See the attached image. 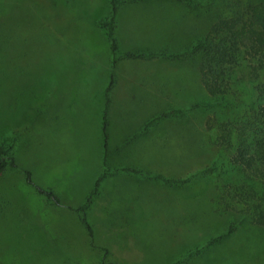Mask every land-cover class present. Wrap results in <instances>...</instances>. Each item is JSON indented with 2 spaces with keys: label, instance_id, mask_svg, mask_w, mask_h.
Instances as JSON below:
<instances>
[{
  "label": "rangeland",
  "instance_id": "obj_1",
  "mask_svg": "<svg viewBox=\"0 0 264 264\" xmlns=\"http://www.w3.org/2000/svg\"><path fill=\"white\" fill-rule=\"evenodd\" d=\"M246 1L264 4L122 5L115 15L118 52L189 46L219 10ZM107 10L108 0H0V135L16 134V165L0 176V264H174L179 258L178 264H264V224L240 205L223 206V184L234 177L228 173L208 172L184 185L109 175L87 213L92 236L79 220L74 208L102 157L109 54L96 19ZM201 54L117 62L105 110L110 167L177 177L220 160L212 133L222 113L200 84ZM193 103L199 106L188 107ZM171 108L183 110L131 137ZM35 188L50 191L57 203Z\"/></svg>",
  "mask_w": 264,
  "mask_h": 264
},
{
  "label": "trees",
  "instance_id": "obj_2",
  "mask_svg": "<svg viewBox=\"0 0 264 264\" xmlns=\"http://www.w3.org/2000/svg\"><path fill=\"white\" fill-rule=\"evenodd\" d=\"M139 0H108L107 13L96 19L108 44V83L104 89V103L101 115L102 160L98 175L92 188L76 207L84 227L90 233L85 213L98 193L100 182L113 173L132 174L169 185H184L197 176L218 171L234 177L222 187V202L225 209L242 206L252 217L253 222L264 224V4L235 3L224 13L219 10L201 39L189 46L176 50H133L118 52L114 34L117 9L126 3ZM194 6L200 0H178ZM201 51L197 64L201 86L209 96L211 103L222 113L213 131V143L220 160L187 171L173 177L160 173L143 171L129 166L110 167L106 162L107 121L106 106L109 101V89L115 82V68L119 60L150 59L155 57L174 58L186 53ZM193 103L188 107H198ZM181 108H171L158 112L146 119L132 133L144 134L157 121L181 112ZM16 134L0 135V176L7 168L14 167V148ZM24 180L31 184L27 169L22 170ZM229 177V176H228ZM50 203L57 198L50 192L35 188ZM226 196V200H225ZM241 210V209H240ZM232 226H227L229 232ZM218 236L204 244L194 246L186 256L197 254ZM177 259L174 264L180 263Z\"/></svg>",
  "mask_w": 264,
  "mask_h": 264
},
{
  "label": "crops",
  "instance_id": "obj_3",
  "mask_svg": "<svg viewBox=\"0 0 264 264\" xmlns=\"http://www.w3.org/2000/svg\"><path fill=\"white\" fill-rule=\"evenodd\" d=\"M136 2H138V1H136ZM131 3H134V2H131ZM126 4H129V3H126ZM123 5H125V4H123ZM121 6H122V5H121ZM121 6H120V7H121ZM117 10H118V9H117ZM116 12H117V11H116ZM114 33H115V28H114ZM115 37H116V36H115ZM101 160H102V157H101ZM100 167H101V164H100ZM135 168L141 169V168H139V167H135ZM141 170H143V171H147V170H144V169H141ZM99 171H100V168H99ZM99 171H98V173H99ZM147 172H150V171H147ZM113 174H122V175H129V176L141 177V176L132 175V174H125V173H113ZM113 174H110V175H113ZM97 175H98V174H97ZM107 176H109V175H107ZM107 176H106V177H107ZM106 177H105V178H106ZM105 178H104V179H105ZM141 178H145V177H141ZM104 179H103V180H104ZM145 179H147V178H145ZM103 180H102V181H103ZM148 180H150V179H148ZM102 181H101V182H102ZM152 181H155V180H152ZM101 182H100V184H101ZM155 182H160V181H155ZM160 183H162V182H160ZM100 184H99V188H100ZM163 184H165V183H163ZM91 188H92V187H91ZM91 188H90V189H91ZM90 189H89V191H90ZM89 191H88V192H89ZM98 193H99V189H98ZM98 193H97V195H98ZM87 194H88V193H87ZM87 194H86V195H87ZM86 195H85V196H86ZM97 195H95V196L93 197V199H92V203H91L90 207L88 208V210H87L86 213H85V218H86V220H87V213L90 211V209H91V207H92V204H93V200L95 199V197H96ZM85 196H84V197H85ZM83 200H84V198H83ZM83 200H82V202H83ZM82 202H81V203H82ZM81 203H80V204H81ZM80 204H79V205H80ZM74 210H76V207L74 208ZM77 214H78V213L76 212V215H77ZM78 218H79V220H80L79 215H78ZM87 222H88V221H87ZM89 226H90V229H91V231H90L89 234L92 236V228H91V225H90V224H89Z\"/></svg>",
  "mask_w": 264,
  "mask_h": 264
}]
</instances>
